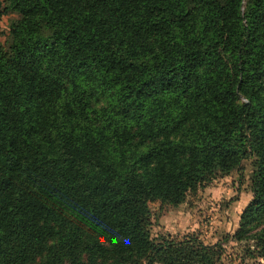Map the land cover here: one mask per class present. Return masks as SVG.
Instances as JSON below:
<instances>
[{
	"label": "trees",
	"instance_id": "trees-1",
	"mask_svg": "<svg viewBox=\"0 0 264 264\" xmlns=\"http://www.w3.org/2000/svg\"><path fill=\"white\" fill-rule=\"evenodd\" d=\"M0 264H220L148 203L248 161L230 238L264 260V0H0ZM226 237V236H225Z\"/></svg>",
	"mask_w": 264,
	"mask_h": 264
},
{
	"label": "rangeland",
	"instance_id": "rangeland-1",
	"mask_svg": "<svg viewBox=\"0 0 264 264\" xmlns=\"http://www.w3.org/2000/svg\"><path fill=\"white\" fill-rule=\"evenodd\" d=\"M8 16L4 14L0 18V42L6 36ZM241 164L240 170L227 175L219 173L195 185L178 205L161 204L158 200L149 202L151 235L180 237L191 233L205 244L220 243V264H264L251 251V241L230 238L238 215L251 196L247 181L250 166L248 161Z\"/></svg>",
	"mask_w": 264,
	"mask_h": 264
}]
</instances>
